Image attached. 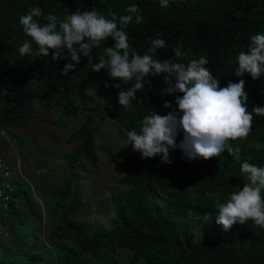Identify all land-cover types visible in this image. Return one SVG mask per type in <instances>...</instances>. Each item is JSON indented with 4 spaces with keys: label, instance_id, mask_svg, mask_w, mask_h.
<instances>
[{
    "label": "trees",
    "instance_id": "1",
    "mask_svg": "<svg viewBox=\"0 0 264 264\" xmlns=\"http://www.w3.org/2000/svg\"><path fill=\"white\" fill-rule=\"evenodd\" d=\"M0 0V129L13 146L23 166L22 174L12 173L5 180L11 188L6 202L0 199V264H264V229L251 220L234 224L225 231L215 222L218 203L227 202L230 194L247 183L241 173L243 162L264 167V116L253 114L248 136L232 141L239 147V159L225 151L208 160L188 161L179 150H170L171 164L161 162L159 155L142 158L132 148L108 151L112 163L125 174L120 183L128 190L114 198L115 212L105 229L78 219L82 201L72 188L71 178L54 179L53 187L37 192L40 205L33 198L34 160L27 165L29 141L13 128L32 121L40 110L57 111L56 125L80 120L67 131V141H76L64 162L72 169L81 159L90 167L99 166L95 140L101 135L96 115L117 120L124 132L139 133L143 118L154 112L166 115L180 93L161 94L166 85L162 76L144 78V88L137 91V101L124 108L117 103L118 91L135 81L121 84V89L105 88L111 81L107 69L92 71V64L81 57L68 75L61 71L69 60L37 57L33 52L21 56L19 47L30 40L19 24V18L33 6L66 19L77 9L95 10L116 21L127 15L135 4L143 21L128 24L125 31L131 53L148 52L153 37L166 41V47L153 54L154 59L176 61L173 49L186 55L179 61L187 64L205 56V65L224 87L229 81H245L247 107L264 106V75L256 80L245 73L235 76L236 58L247 52L249 38L264 33V0ZM41 24L43 17L36 18ZM111 38L94 48L92 63L106 58L104 49L113 46ZM64 55L67 51L64 50ZM100 94L103 104L90 108L87 93ZM183 134L176 137L177 143ZM26 144V145H25ZM3 181L0 179V190ZM37 187V186H36ZM156 190L162 199L156 200Z\"/></svg>",
    "mask_w": 264,
    "mask_h": 264
},
{
    "label": "clouds",
    "instance_id": "2",
    "mask_svg": "<svg viewBox=\"0 0 264 264\" xmlns=\"http://www.w3.org/2000/svg\"><path fill=\"white\" fill-rule=\"evenodd\" d=\"M168 6V0H160V7ZM126 11L128 14L121 16L118 23L114 12L109 11L108 15L112 19H106L95 8L85 11L77 9L61 20L52 13L44 16L41 8L33 6L19 18L23 32L30 37L19 47V53L21 56L30 55L33 52L32 44L36 45L37 57H47L49 50H53V61L70 59L64 65L62 75L75 70L81 57H85L92 64L93 72L107 69L109 80L120 81L111 84L106 81L105 88L121 89V84L126 85L134 79L135 83L131 87L117 93V103L124 108L129 107L134 100L137 101L136 93L144 88L145 77L162 76L166 87L160 90L161 94L181 95L176 96L175 107L168 101L164 102L163 107L171 109L166 115L154 112L145 116L139 133L135 130L127 133L132 149L138 151L142 158L159 155L161 162L166 164L173 162L169 158L170 150L181 151L188 161L208 160L225 151L239 159L240 149L234 148L231 142L248 136L253 114L264 116V106H253L251 111L248 110L245 81H229L221 87L219 79L205 67L208 64L205 56L185 64L179 62L186 55L180 48L173 49L175 62L172 59H154L153 54L166 47V41L156 37L151 39L147 53L130 55L129 37L125 28L133 21V14L136 24L143 21V16L135 4L130 5ZM40 17L44 18L45 23L41 24L36 19ZM109 38L114 43L104 49L106 58L92 63L93 49ZM247 49V52L238 54L234 74L241 77L247 73L256 80L264 75V33L252 35ZM64 50L67 55L63 54ZM179 133L183 137L177 143ZM0 135L9 141L1 130ZM6 166L10 174H20L19 170L13 171L8 162ZM240 171L248 183L231 193L227 202L217 204L218 215L214 220L225 231L234 224H244L248 220L252 221L253 226L264 229V167L243 162ZM31 190L34 194L32 186Z\"/></svg>",
    "mask_w": 264,
    "mask_h": 264
},
{
    "label": "rangeland",
    "instance_id": "3",
    "mask_svg": "<svg viewBox=\"0 0 264 264\" xmlns=\"http://www.w3.org/2000/svg\"><path fill=\"white\" fill-rule=\"evenodd\" d=\"M87 96L90 108L102 106L103 100L99 93L89 91ZM56 116V110H40L32 121L20 128H13L29 141L27 165L36 159L39 162L36 167L37 182L33 186V198L41 205L35 188H38L37 192L43 193L45 189L53 187L54 183H50L48 171L53 176V180L71 178L74 181L72 188L79 192L82 201L78 219L90 225L108 229L115 212L114 198L123 196L128 190L127 186L120 183L125 172L112 163L108 151L131 149L132 145L128 143L127 134L117 120H110L97 114L96 118L102 128L101 135L95 140L100 158L98 168L90 167L81 159L72 169H69L64 162V156L72 151L76 141L72 143L67 141V131L75 128L80 120L69 119L63 125H56ZM0 154L13 171L19 170L20 175L25 178L17 152L1 135ZM153 195L157 201L162 199L156 190Z\"/></svg>",
    "mask_w": 264,
    "mask_h": 264
},
{
    "label": "built area",
    "instance_id": "4",
    "mask_svg": "<svg viewBox=\"0 0 264 264\" xmlns=\"http://www.w3.org/2000/svg\"><path fill=\"white\" fill-rule=\"evenodd\" d=\"M1 134L3 135L2 132ZM6 164V159L0 156V179L4 182L3 187L0 190V199L3 200V202H6L9 198L7 192H11L10 186L5 182V180L10 177V169L8 166H6Z\"/></svg>",
    "mask_w": 264,
    "mask_h": 264
}]
</instances>
